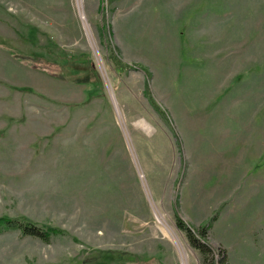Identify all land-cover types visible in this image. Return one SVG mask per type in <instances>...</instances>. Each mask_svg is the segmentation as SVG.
I'll return each instance as SVG.
<instances>
[{
  "label": "rangeland",
  "instance_id": "rangeland-1",
  "mask_svg": "<svg viewBox=\"0 0 264 264\" xmlns=\"http://www.w3.org/2000/svg\"><path fill=\"white\" fill-rule=\"evenodd\" d=\"M177 212L264 264V0H0V217L58 231L0 264H203Z\"/></svg>",
  "mask_w": 264,
  "mask_h": 264
},
{
  "label": "trees",
  "instance_id": "trees-1",
  "mask_svg": "<svg viewBox=\"0 0 264 264\" xmlns=\"http://www.w3.org/2000/svg\"><path fill=\"white\" fill-rule=\"evenodd\" d=\"M116 67L119 70H125L128 66L112 56ZM143 69V68H142ZM144 70V69H143ZM177 211V210H175ZM177 227L186 233L187 240L191 247L199 252L203 264H227V251L222 247H213L208 243V236L212 223L217 220V214L211 218V223L199 228L189 226L179 215L175 213ZM18 231L23 236L39 238L44 242L51 241L52 237L58 231L53 227H42L32 223L24 218H12L8 216L0 217V235L6 231ZM216 257L218 259H216Z\"/></svg>",
  "mask_w": 264,
  "mask_h": 264
}]
</instances>
